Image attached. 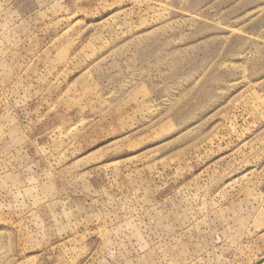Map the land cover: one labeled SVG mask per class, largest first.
Here are the masks:
<instances>
[{"label": "rangeland", "instance_id": "rangeland-1", "mask_svg": "<svg viewBox=\"0 0 264 264\" xmlns=\"http://www.w3.org/2000/svg\"><path fill=\"white\" fill-rule=\"evenodd\" d=\"M0 264H264V0H0Z\"/></svg>", "mask_w": 264, "mask_h": 264}]
</instances>
